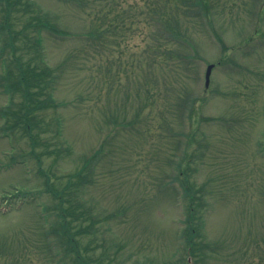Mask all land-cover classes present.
Returning <instances> with one entry per match:
<instances>
[{"label": "rangeland", "instance_id": "rangeland-1", "mask_svg": "<svg viewBox=\"0 0 264 264\" xmlns=\"http://www.w3.org/2000/svg\"><path fill=\"white\" fill-rule=\"evenodd\" d=\"M150 1L30 0L58 32L41 31L43 63H35L54 74L41 100L50 93L55 106L32 114L43 129L32 138L49 145L40 165L25 132L6 134L0 117V198L17 189L30 199L16 206L5 196L11 210L0 214V264H73L54 235L58 199L33 191L42 188L39 166L61 189L78 181L70 175L85 162L93 182L78 195L100 221L95 236L76 239L91 264H264V0H207V16L185 21V46H172L181 56L171 70L158 58L147 67ZM101 23L107 42L99 54L91 30ZM15 43L23 61L35 56L22 39ZM2 58L9 65L10 48ZM2 62L0 112H11L20 97L10 103ZM197 198L203 206L190 215ZM191 223L193 254L183 234Z\"/></svg>", "mask_w": 264, "mask_h": 264}, {"label": "trees", "instance_id": "trees-1", "mask_svg": "<svg viewBox=\"0 0 264 264\" xmlns=\"http://www.w3.org/2000/svg\"><path fill=\"white\" fill-rule=\"evenodd\" d=\"M101 2H103V0H91V5L99 6ZM150 2V8L148 7V10L144 13L146 15V22L150 28L148 36L151 38L150 43L147 45L149 50L145 49V53L151 49L149 56L152 57L151 62L147 60V67L149 68L156 58H158L160 66L171 70L170 67L173 66V63L181 56L174 53L172 46H185V43L182 42V38L185 37L184 33L185 31L187 32L184 25L185 21L189 23L192 17L200 18V14L202 16H207V13H209V5L207 0H151ZM81 3L83 4L82 1ZM193 11H196V16H191L190 12ZM33 12L30 0H0V13H2L0 20V60H3L2 65H5L1 79L4 81L7 93L10 94V103L13 101L12 98L14 97V93H17L20 97V102L16 105V110L11 112H9L8 109L4 110L0 112V117L5 121L2 123L1 129L5 131L6 134L13 135V131L19 128L25 132L24 134L31 140L32 151L30 155L33 156L38 165H40L41 157L49 152V145L38 141V135L36 138H32L31 135H33V132H36L35 129L38 127V121L32 114L41 108L44 109L45 105L55 106L50 93H47L45 100H41L44 92L50 90L52 87L54 74L48 67H42L35 63L36 61L43 63V59L41 58V31L46 30L54 35L58 32L48 20L42 19V17ZM25 15H28V17L24 18ZM21 22H23V24L19 28L18 25ZM103 25V23L98 24L92 27L91 30V44L95 46H97V44H95L96 42L100 44V49L98 50L99 54L104 53L103 48H105V43L107 42L105 31H103ZM29 31H32L33 35L36 36L34 39H29V36L31 37V35L28 34ZM17 39H22L25 44H28V46L33 49L35 56L23 61V54H17L19 51L15 43ZM6 48H10L11 52L9 65H7V60L2 58V54ZM184 58L185 57H183V59ZM156 62L157 60L155 63ZM145 85H147V81ZM154 87L155 84L150 81L146 89L147 99L153 98L152 92L153 90L155 91ZM179 99H181V101L178 100V105L183 107L189 102V99H185V101L184 98L180 97ZM138 115L139 114L135 117L137 118ZM38 128L43 130L41 126ZM56 130L57 135L60 136V125L57 122ZM38 146H42L43 151L36 153L34 148ZM261 149L264 150V147ZM58 151L59 150L56 149L50 152L51 154H55ZM86 165L87 163L85 162L79 171L70 175L71 179H78L77 182L69 181L61 189L57 187L59 190L56 188V190L53 189L54 185L51 184L50 175L45 173L41 166H39L36 175L42 180L41 190L44 191L43 193L38 189H34L33 191V196L36 198L39 197L40 194L48 195L47 193H51L54 198L58 199L56 206H54L56 213L58 211V223L56 224L58 229H55L54 235L57 237L56 240L60 244L58 246L62 247L61 250L63 254L67 252V254L72 255L71 260L73 264H91L95 261L94 259L90 260V258H84L81 255L79 244H82V241H77L76 239L77 235L82 236L83 234L91 233V235L95 236L98 232L96 224L100 221L98 216L95 214L93 215L91 205L89 204L87 206L86 201L80 199L78 195L84 185L93 182V172H89ZM26 195L27 194L23 193L22 190L16 189L15 193L10 195V200H30ZM187 195V191L185 190V195L182 196V199L183 197L186 198ZM52 196L51 198H53ZM191 199L192 198H190V200ZM190 204V206L188 205L190 207V215H193V212H199L203 206L201 198H197V207L195 206L194 209L192 207L193 203L190 202ZM45 210L47 212V206ZM72 215H75V217L68 220L67 218ZM89 216L91 217L89 218ZM111 216L115 215L112 213V215L107 216L106 214L103 216V220H108ZM72 227L79 229L77 232L72 233ZM183 234L188 235H186L187 243L188 247L191 249L194 245L193 238L197 234L196 228L191 223L183 230ZM202 249L204 250L202 246L194 248V250L197 251H202ZM190 253L193 254L192 249Z\"/></svg>", "mask_w": 264, "mask_h": 264}, {"label": "water", "instance_id": "water-1", "mask_svg": "<svg viewBox=\"0 0 264 264\" xmlns=\"http://www.w3.org/2000/svg\"><path fill=\"white\" fill-rule=\"evenodd\" d=\"M212 68H213V65H208L207 68H206V72H205V87L208 86L209 77H210V73H211Z\"/></svg>", "mask_w": 264, "mask_h": 264}]
</instances>
